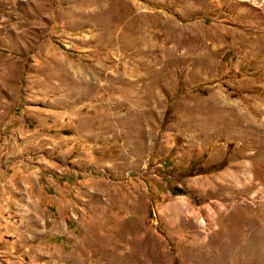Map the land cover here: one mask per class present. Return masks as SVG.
<instances>
[{"label": "rangeland", "instance_id": "1", "mask_svg": "<svg viewBox=\"0 0 264 264\" xmlns=\"http://www.w3.org/2000/svg\"><path fill=\"white\" fill-rule=\"evenodd\" d=\"M0 264H264V0H0Z\"/></svg>", "mask_w": 264, "mask_h": 264}, {"label": "trees", "instance_id": "2", "mask_svg": "<svg viewBox=\"0 0 264 264\" xmlns=\"http://www.w3.org/2000/svg\"><path fill=\"white\" fill-rule=\"evenodd\" d=\"M171 192L173 194H184L185 193L183 190H175V189H171Z\"/></svg>", "mask_w": 264, "mask_h": 264}]
</instances>
